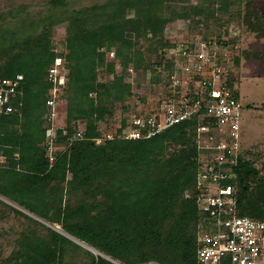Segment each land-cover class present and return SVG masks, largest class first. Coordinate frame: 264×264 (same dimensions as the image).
Returning <instances> with one entry per match:
<instances>
[{"label":"trees","instance_id":"1","mask_svg":"<svg viewBox=\"0 0 264 264\" xmlns=\"http://www.w3.org/2000/svg\"><path fill=\"white\" fill-rule=\"evenodd\" d=\"M261 1L0 0V77L23 76L10 101L16 113L0 115V198L47 224L0 199V264H113L100 255L119 264H196V176L214 154L199 150L197 129L212 120L209 111L149 138L146 124L140 139L125 132L138 109L148 118L164 107L172 51L195 37L228 50L221 63L238 98L233 51L242 32L264 39ZM65 57L66 126L49 167L47 71ZM108 133L111 140L96 144ZM231 169L236 215L264 219V151L241 143Z\"/></svg>","mask_w":264,"mask_h":264},{"label":"built area","instance_id":"2","mask_svg":"<svg viewBox=\"0 0 264 264\" xmlns=\"http://www.w3.org/2000/svg\"><path fill=\"white\" fill-rule=\"evenodd\" d=\"M172 54L176 71L171 77L170 89L162 95L164 107L148 118L139 115L141 110L138 109V113L131 115V126L124 138L137 140L143 137L144 124L147 126L145 138H149L186 120L202 107L208 110L212 120L197 129L199 150L214 154L196 176L199 218L196 264H264V219L236 215L235 177L231 168L236 165L241 147L242 107L234 96L236 89L228 87L227 69L221 63L229 57V52L209 40L195 37L189 44H176ZM106 58L113 59L114 53L108 52ZM68 63L67 57L56 58L47 71L51 90L46 102L49 113L44 147L49 167L61 154L55 148V142L57 131L66 126V121L64 125L60 123V106L64 104L60 96L69 74ZM128 73L132 75L133 69L129 68ZM22 81L20 74L13 79L0 77V115L16 113L10 101L19 93ZM191 95L199 96V99L193 100ZM82 136V131H78L75 138ZM104 139L111 140L112 134L95 142L100 144ZM108 261L119 264L110 258Z\"/></svg>","mask_w":264,"mask_h":264},{"label":"rangeland","instance_id":"3","mask_svg":"<svg viewBox=\"0 0 264 264\" xmlns=\"http://www.w3.org/2000/svg\"><path fill=\"white\" fill-rule=\"evenodd\" d=\"M91 3L89 2V4ZM256 9L264 16V0L257 3ZM176 29L178 37L183 39L184 33L181 25L178 24ZM59 36H61V33H59ZM233 54L238 55L240 60H245L243 72L239 74V77H237L238 82H236L239 89L238 99L242 107L240 118L241 142L243 132L247 129L250 131L252 141L256 138L257 142L261 143L258 147L264 150V39L256 40L254 36L242 32L238 48L233 51ZM255 56L258 57L255 58ZM63 103L60 106L62 111L60 118L61 125H64L65 121L66 103L65 101ZM249 144L247 141V145L243 149H250ZM15 238L16 236H11V239H9L12 243H10V247H7L5 251L6 255L9 254L13 247ZM0 245H3L1 237Z\"/></svg>","mask_w":264,"mask_h":264},{"label":"crops","instance_id":"4","mask_svg":"<svg viewBox=\"0 0 264 264\" xmlns=\"http://www.w3.org/2000/svg\"><path fill=\"white\" fill-rule=\"evenodd\" d=\"M81 2L83 3V4H89V2L91 3V2H93V0H81ZM94 2H96V1H94ZM93 2V3H94ZM247 61V60H246ZM244 64H245V60H239V65L235 68V74H236V82H238L237 81V77H239V74L240 73H242L243 72V69H244ZM237 91H238V94H239V89L237 88ZM244 134L242 135V146H243V148H245V146L247 145V141L250 143L249 145H250V148L252 147H255V146H260L261 145V143L260 142H257V139L255 138L254 139V141H252V139H251V137H250V131H248L247 129L246 130H244V132H243ZM259 148V147H258ZM259 150H261V148H259ZM261 151H264V150H261ZM11 204V203H10ZM11 206H15V205H11ZM17 207V206H16ZM15 208V207H14ZM19 208V207H18ZM17 209V208H16ZM21 209V208H20ZM26 212V211H25Z\"/></svg>","mask_w":264,"mask_h":264},{"label":"water","instance_id":"5","mask_svg":"<svg viewBox=\"0 0 264 264\" xmlns=\"http://www.w3.org/2000/svg\"><path fill=\"white\" fill-rule=\"evenodd\" d=\"M1 200H3V201H5L4 199H2V198H0ZM6 203H8V204H10L9 202H7V201H5ZM10 205H12V204H10ZM15 208H17L18 210H20V211H22V212H24V213H26L27 215H29V216H31V217H33V218H35L36 220H38V221H40V222H42V223H44L43 221H41V220H39L38 218H36V217H34V216H32V215H30V214H28L27 212H25L24 210H22V209H20V208H18V207H16V206H14ZM45 225H47L46 223H44ZM52 228V227H51ZM53 229H55L57 232H59V233H61L63 236H65V237H67V238H69L70 240H72V241H74L75 243H77V244H79V245H81V246H83L84 248H86V249H88L89 251H91V252H93V253H95V251L94 250H92L90 247H88V246H86V245H84V244H82V243H80V242H78L77 240H75V239H73V238H71L70 236H68L66 233H63L62 231H60V229H59V227L57 226L56 228H53ZM100 256H102L103 258H105L106 260H108L109 258L108 257H106V256H104V255H100Z\"/></svg>","mask_w":264,"mask_h":264},{"label":"bare ground","instance_id":"6","mask_svg":"<svg viewBox=\"0 0 264 264\" xmlns=\"http://www.w3.org/2000/svg\"><path fill=\"white\" fill-rule=\"evenodd\" d=\"M96 254H98L97 252H95Z\"/></svg>","mask_w":264,"mask_h":264}]
</instances>
